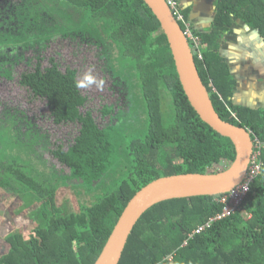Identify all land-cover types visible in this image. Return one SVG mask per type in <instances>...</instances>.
Returning a JSON list of instances; mask_svg holds the SVG:
<instances>
[{"label": "trees", "instance_id": "obj_1", "mask_svg": "<svg viewBox=\"0 0 264 264\" xmlns=\"http://www.w3.org/2000/svg\"><path fill=\"white\" fill-rule=\"evenodd\" d=\"M12 2H50L49 10L37 5L50 19L49 28L56 30H49L51 38L32 50L34 57L25 58L26 51H10L18 49L14 32L20 14L14 9L11 16L3 14L0 28L3 24L8 28L0 29V41L8 50L0 47V75L9 74L6 66L12 60L24 61L31 69L19 74L18 85L33 99L45 102L52 124L78 128L66 149L62 144L51 149L49 135H40L36 124L38 156L48 152L66 173L41 164L40 173L31 176L22 168L0 163V188L14 196L28 211L24 217L37 225L29 234L12 231L0 239V247L7 246L0 252V264H94L136 192L161 177L205 174L222 163L228 168L235 158L234 146L203 123L190 106L167 39L142 0ZM187 12L183 13L186 22ZM231 15L257 29L264 40V0H216L211 29L199 33L190 25L198 45L189 46L220 119L248 130L252 139L263 144L259 160L264 172V109L232 103L235 81L220 55L219 39L231 25ZM21 18L39 26L35 17ZM57 36L77 47L92 46L104 62L111 89L118 94V104L103 105L99 111L106 122L97 123L92 110L85 109L87 98L77 87L76 70L61 71L54 58L41 67L38 54ZM29 40L28 34L19 40L21 49ZM166 103L169 109L164 108ZM68 185L84 200L81 210L73 214H65L55 202L57 190ZM215 199L203 195L154 204L135 224L118 264H264V179L253 180L239 211L196 232L221 212ZM38 201L46 204V211L32 209ZM244 212L251 218L245 220Z\"/></svg>", "mask_w": 264, "mask_h": 264}, {"label": "rangeland", "instance_id": "obj_2", "mask_svg": "<svg viewBox=\"0 0 264 264\" xmlns=\"http://www.w3.org/2000/svg\"><path fill=\"white\" fill-rule=\"evenodd\" d=\"M12 1L14 0H0V18H3L5 13L11 16L13 9L20 14L19 24L16 27L18 31L14 32L18 37V49H10V51L16 54L23 50L26 51L24 53L25 58L34 57L35 53L32 50L36 47H42V40L51 38L52 35L49 30L54 29L53 27L49 28L51 21L46 19L45 11L37 3L46 6L48 10L51 8V3L30 2L27 4L26 2ZM5 9H9V11L5 12ZM23 16L24 18L28 16L30 18L35 17L39 26L22 20L21 17ZM7 28L3 24L0 29L6 31ZM27 34L30 36V40L21 49L20 44L22 41L19 40L26 38ZM0 47L4 49V52L8 50L7 46L1 41ZM38 55L41 58V67L43 68L49 65V58H54L61 71H64L67 67L76 70L78 82L89 72L98 82L102 81L99 87L93 84L90 87H79V89L81 94L87 98L85 109L92 110V116L96 122L101 124L107 121V118L103 121L99 118V111L103 105L118 104V94L111 89L112 79L106 72L107 70H104V62L98 59L95 48L87 45L77 47L69 39L57 36L50 40L45 49ZM32 63H35L34 59ZM8 66H10L8 68L9 74L2 73L0 75V163L7 164L13 169L22 168L24 171L29 172L31 176L40 173L41 164L47 167L53 166L55 169L63 170L66 173L67 169L58 164L48 152H42L43 157L38 156L39 145L36 136L38 128L36 124L41 129L40 135L44 133L49 135L51 149L53 145L57 144H62L66 149L75 136L78 126H55L52 124L50 119L47 118L45 102L33 99L29 92L17 83L19 74L31 68L24 61L13 62V60L6 67ZM169 107L168 103L164 106L165 109H169ZM5 109L8 111L7 114L4 113ZM22 118L34 124L24 122ZM226 169L227 167L222 163L211 168L209 173H219ZM1 174L0 171V176ZM3 192L4 190L0 188V193H2L0 194V236L3 237L6 233L18 230H21L24 234L36 228V221L24 217L28 211L22 208L14 196L6 195ZM76 192L77 190L70 185L60 187L57 190L55 202L65 214H73L81 210L84 200L81 199L82 196L79 198ZM46 207L45 203L38 201L32 206V209L43 208L46 211ZM3 246L0 247L2 253L7 249L5 244Z\"/></svg>", "mask_w": 264, "mask_h": 264}, {"label": "water", "instance_id": "obj_3", "mask_svg": "<svg viewBox=\"0 0 264 264\" xmlns=\"http://www.w3.org/2000/svg\"><path fill=\"white\" fill-rule=\"evenodd\" d=\"M142 1L152 11L167 39L180 85L190 106L203 123L232 142L235 158L226 170L219 173H187L166 176L142 187L123 209L94 264H118L135 224L142 214L154 204L174 198L215 196L239 185L246 173L252 154V138L249 131L221 120L215 112L199 77L184 32L172 15L166 1ZM262 44L264 45V41ZM173 191L176 192L172 193Z\"/></svg>", "mask_w": 264, "mask_h": 264}, {"label": "crops", "instance_id": "obj_4", "mask_svg": "<svg viewBox=\"0 0 264 264\" xmlns=\"http://www.w3.org/2000/svg\"><path fill=\"white\" fill-rule=\"evenodd\" d=\"M176 1L183 18V13L188 11L187 22L189 26H192V29L199 33L211 29L216 0ZM245 6L248 7L249 5ZM263 41L257 29L248 27L242 20L232 15L231 25L219 39L220 55L223 62L228 66L227 71L230 79L235 81L231 101L236 106L253 110L264 109ZM243 215L245 220L251 218L249 213L244 212ZM2 243L0 240V244Z\"/></svg>", "mask_w": 264, "mask_h": 264}, {"label": "built area", "instance_id": "obj_5", "mask_svg": "<svg viewBox=\"0 0 264 264\" xmlns=\"http://www.w3.org/2000/svg\"><path fill=\"white\" fill-rule=\"evenodd\" d=\"M165 1L176 21L184 25L185 28L183 29V32L188 44L191 43L196 47L198 45V40L190 31L188 22H186L183 18L178 2L176 0ZM228 112L234 119L237 120L236 115L231 110H228ZM252 146V154L250 156L249 164L241 183L230 191L220 194L216 197L215 201L221 205V212L217 213L214 217H211L208 222L205 223L204 226H200L196 232H200L204 230V228L210 227L213 222L222 220L234 212L239 211L242 208L243 201L249 192L253 180L258 176H261L264 179L262 164L259 160L260 151L263 148V144L257 138H254L252 140Z\"/></svg>", "mask_w": 264, "mask_h": 264}, {"label": "clouds", "instance_id": "obj_6", "mask_svg": "<svg viewBox=\"0 0 264 264\" xmlns=\"http://www.w3.org/2000/svg\"><path fill=\"white\" fill-rule=\"evenodd\" d=\"M93 84H96L97 87H99V86H101L102 81L98 82L96 80V78L89 72V73H86L84 75L83 79L77 83V87L85 88V87H90ZM221 194H223V193H221ZM218 195H220V194H218ZM218 195H215V196L217 197Z\"/></svg>", "mask_w": 264, "mask_h": 264}, {"label": "bare ground", "instance_id": "obj_7", "mask_svg": "<svg viewBox=\"0 0 264 264\" xmlns=\"http://www.w3.org/2000/svg\"><path fill=\"white\" fill-rule=\"evenodd\" d=\"M175 192H176V191H173L172 193H175ZM172 193H171V194H172Z\"/></svg>", "mask_w": 264, "mask_h": 264}]
</instances>
